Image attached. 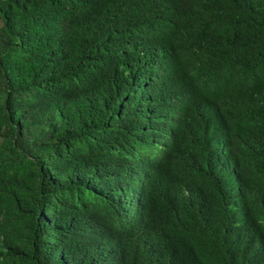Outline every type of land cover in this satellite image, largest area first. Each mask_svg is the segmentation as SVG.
Segmentation results:
<instances>
[{"label":"trees","instance_id":"1","mask_svg":"<svg viewBox=\"0 0 264 264\" xmlns=\"http://www.w3.org/2000/svg\"><path fill=\"white\" fill-rule=\"evenodd\" d=\"M0 264H264V0H0Z\"/></svg>","mask_w":264,"mask_h":264}]
</instances>
